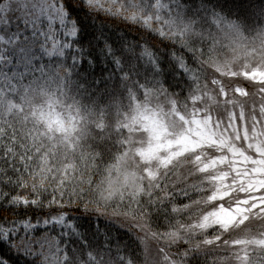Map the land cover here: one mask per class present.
Listing matches in <instances>:
<instances>
[{"label":"snow or ice","instance_id":"1","mask_svg":"<svg viewBox=\"0 0 264 264\" xmlns=\"http://www.w3.org/2000/svg\"><path fill=\"white\" fill-rule=\"evenodd\" d=\"M0 264H264V0H0Z\"/></svg>","mask_w":264,"mask_h":264}]
</instances>
